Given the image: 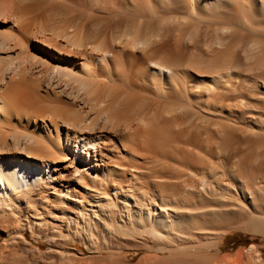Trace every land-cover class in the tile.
<instances>
[{"label":"bare ground","instance_id":"obj_1","mask_svg":"<svg viewBox=\"0 0 264 264\" xmlns=\"http://www.w3.org/2000/svg\"><path fill=\"white\" fill-rule=\"evenodd\" d=\"M234 230L264 235V0H0V264H264Z\"/></svg>","mask_w":264,"mask_h":264},{"label":"rangeland","instance_id":"obj_2","mask_svg":"<svg viewBox=\"0 0 264 264\" xmlns=\"http://www.w3.org/2000/svg\"><path fill=\"white\" fill-rule=\"evenodd\" d=\"M2 239L3 237L0 233V242ZM251 243H256L259 245L260 250L264 253V235H258L252 232H246L244 230H234L230 232L224 237L222 245L224 249L234 250L249 246ZM42 249H46V247H43Z\"/></svg>","mask_w":264,"mask_h":264}]
</instances>
